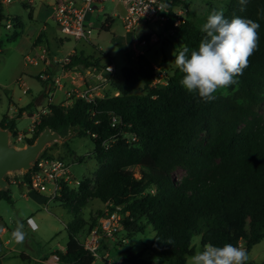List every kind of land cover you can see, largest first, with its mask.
Segmentation results:
<instances>
[{"label":"trees","instance_id":"trees-1","mask_svg":"<svg viewBox=\"0 0 264 264\" xmlns=\"http://www.w3.org/2000/svg\"><path fill=\"white\" fill-rule=\"evenodd\" d=\"M226 5L225 18L239 16L260 25L258 48L228 93L216 91V98L205 102L181 84L184 73L179 69L166 84H154L156 70L146 53L122 68L114 80L115 94L89 100L73 95L70 103L51 104L41 114L26 143L34 142L46 125L61 135L73 128L93 140L98 164L93 178H84L76 187L66 185L55 199L74 213L65 249L53 253L58 262L96 264L84 241L106 211L98 209L88 219L77 215L91 199L104 202L108 212L118 209L121 228L131 237L147 225L153 227V240L140 251H122L124 261L133 264H187L195 235L203 246H239L243 241L248 252L264 238V0L244 5L227 0ZM2 7L0 3V27L8 19ZM114 20L107 15L102 29L110 30ZM11 21L14 27L24 26L16 15ZM200 29L189 12L186 22L165 39L175 54L187 46L190 56L206 35ZM44 37L43 32L36 43L49 47ZM2 46L0 38V51ZM91 58L75 51L67 67L102 66ZM139 84L144 90L136 93ZM18 116L5 114L0 120L13 137L19 130ZM41 155H48L46 149ZM179 168L181 177L176 174ZM24 178L29 179V172ZM0 198H11L7 189H0Z\"/></svg>","mask_w":264,"mask_h":264},{"label":"rangeland","instance_id":"rangeland-1","mask_svg":"<svg viewBox=\"0 0 264 264\" xmlns=\"http://www.w3.org/2000/svg\"><path fill=\"white\" fill-rule=\"evenodd\" d=\"M226 1L188 0L194 22L202 27L213 9L223 8L224 11L226 10ZM23 2L24 0H14L3 4L2 7L3 13L9 20L16 15L24 21L25 27L7 28L5 25L8 19L4 20V25L0 27V38L3 41L0 51V120L5 114L20 115L16 118L17 127L21 133L28 134L31 131L30 127L35 126L40 117L35 122H33L34 119L37 115L41 116V114L49 111V105L68 104L72 101L71 98L76 95V91L73 90L76 85L71 83L69 79L62 77L64 87H58L56 83L52 82L53 87L51 91L47 92L46 81L43 82V79L39 78V75L44 73L42 72L44 64L41 62L30 64L25 61V54L29 53L31 56H36L40 52V49L33 46V33L35 34L45 23L44 21L35 22L31 20L29 8L25 7ZM35 3L38 5L39 0H35ZM95 6L96 10L88 19V24L91 27L89 39H76L61 32L53 19L47 20L46 30L49 38L48 46L57 57L76 51L84 54L87 59L92 57L91 60L93 61L100 60L102 66L110 60L115 63L114 76L101 83L99 81L97 93L102 96L106 93H116L114 80L116 81L121 76L122 68L127 64H134L137 57L131 50L129 39L124 36L123 23L116 15L123 8L119 0H105L95 4ZM107 15H111L115 19L108 31L102 29V24ZM27 28L28 30H26ZM151 29L156 32L159 31L160 27L154 24ZM15 30L19 33L17 36H13ZM55 38L61 39L62 45L57 46ZM174 53L173 44L165 38H161L147 47V55L164 71L163 76L159 77L160 82L158 83L160 85H163V81L168 80V77L174 75L178 70L174 61ZM104 54L109 55V58ZM163 59H165L164 63L162 62ZM76 67L81 73L86 69L84 65H77ZM96 79H88V82L98 83ZM20 80L28 86L27 92H24ZM143 90V85L139 84L135 92L140 93ZM217 91L228 93L230 90L226 87ZM19 107L25 109L24 114H19ZM73 130V134L65 141L66 144L57 141L48 144L45 149L49 156H59L68 161L73 175L79 181L86 177L93 178L98 165L93 154L95 144L88 135L80 136L77 134V130ZM33 134L34 131L32 135L24 136L19 141V146H24L27 138L32 137ZM12 143L16 144L14 139ZM16 146L18 145L16 144ZM176 174L181 177L183 170L179 168ZM6 177L9 180L6 189L11 198H0V231L5 229L1 236L3 247L0 248V264H63L55 259L56 255L53 256V253L65 248L68 239L67 224L74 219V213L65 207L63 201L50 200L45 202L43 194H32L31 189L24 186V173H8ZM10 180H15L17 183ZM77 185L79 184H74L75 187ZM24 193H27L28 196H25ZM98 209L106 211L107 205L99 199H91L86 206H82L77 215L88 219L91 215H95ZM29 220H33L37 225L35 230L29 226ZM18 221L23 223L24 231L27 233L22 243H18L12 237V232L15 230ZM154 235L155 231L151 225L145 226L143 232H139L133 237L121 228L114 238H102L95 262L96 264H103L106 260L112 264H133L124 261L122 251L130 249L136 253L149 244ZM239 246L245 248V242L241 241ZM192 247L194 254L203 249L199 235L193 236ZM248 253L250 259L247 264L264 261V238L254 244ZM144 255L146 256V254ZM193 255L187 257V264ZM51 258L52 262L49 260Z\"/></svg>","mask_w":264,"mask_h":264},{"label":"built area","instance_id":"built-area-1","mask_svg":"<svg viewBox=\"0 0 264 264\" xmlns=\"http://www.w3.org/2000/svg\"><path fill=\"white\" fill-rule=\"evenodd\" d=\"M12 1L14 0H0V3L5 4ZM103 1L105 0H56L53 4V20L61 32L76 39H89L91 27L88 24V19L96 10L95 4ZM119 2L122 4L123 9L117 12L116 15L123 23L124 36L129 39L131 50L136 57L146 54L147 47L153 42L174 35L175 29L184 24L189 18L190 6L188 0H119ZM154 24L160 27L159 31L155 32L151 29ZM167 24H170V26L169 29L165 30ZM6 27H13V22L7 20ZM39 49L40 52L37 56L26 55V62L38 64L41 60H47L50 53L49 48L42 45ZM73 52H69L62 57H54L53 62L63 65L62 71L70 77L72 83L84 82L83 89H73L76 91L77 96L88 100L99 96L97 93L99 84L114 76L115 63L110 60L104 66L85 67V71L81 73L76 66L67 67L72 60ZM153 66L156 70L154 84H158L160 82L159 77L163 76L164 71L154 62ZM40 77L42 79L49 78L45 73L40 74ZM90 78H97L98 83L89 84L88 79ZM53 81L58 87H64L61 75L55 77ZM166 83L167 80L163 81V84ZM21 84L24 92H27L29 88L26 83L22 81ZM39 117L40 115H37V119ZM34 127H30L31 131L28 134L18 131L15 137L12 136L11 142L14 139V143L19 146V141L24 136L32 135ZM25 172H29V179H24V185L36 193L43 194L45 202L61 197L66 185L74 186V184L80 183L73 175L70 163L59 156L40 155L33 166ZM10 181L17 183L15 180ZM121 227V213L119 210L115 209L111 212L106 210V214L99 219V224L86 237L84 241L86 249L97 257L102 238H114ZM55 259L58 260V257L56 256Z\"/></svg>","mask_w":264,"mask_h":264},{"label":"clouds","instance_id":"clouds-1","mask_svg":"<svg viewBox=\"0 0 264 264\" xmlns=\"http://www.w3.org/2000/svg\"><path fill=\"white\" fill-rule=\"evenodd\" d=\"M240 3L244 5L247 0H240ZM259 28V23L251 19L234 16L229 20L223 8L213 9L200 29L206 35L198 50H192L189 56L190 49L185 46L178 54L174 53L175 64L184 73L181 84L189 92L198 93L205 102L214 100L213 94L218 89L236 84L235 78L249 66V58L258 48ZM29 226L33 230L37 228L33 220H29ZM26 235L23 223L18 221L12 232L13 239L22 243ZM249 259L244 247L231 243L219 247L208 243L196 251L188 264H247Z\"/></svg>","mask_w":264,"mask_h":264},{"label":"water","instance_id":"water-1","mask_svg":"<svg viewBox=\"0 0 264 264\" xmlns=\"http://www.w3.org/2000/svg\"><path fill=\"white\" fill-rule=\"evenodd\" d=\"M73 132L71 128L66 135H61L59 131L46 125L34 142L16 146L11 142V130L0 125V189L8 187L9 180L6 177L8 173L29 170L48 144L57 141L65 142Z\"/></svg>","mask_w":264,"mask_h":264},{"label":"crops","instance_id":"crops-1","mask_svg":"<svg viewBox=\"0 0 264 264\" xmlns=\"http://www.w3.org/2000/svg\"><path fill=\"white\" fill-rule=\"evenodd\" d=\"M55 1L56 0H39L38 5L35 3V0H24V2H23L24 6L29 8V17H30L31 20H33L35 22L36 21H38V22L44 21V23H45V25L41 29L37 30V32L35 34L33 33V35H34L33 46L35 48H38L39 49V47L42 46V45L46 46L45 44L36 43V40H37L38 36L41 33H43V32H44V35H45L44 39H45L46 43L49 45V38H48L47 30H46V25H48V22H47L48 19H53V16H52L53 15V4H54ZM22 22L25 25L24 21H22ZM26 30H28V28ZM55 40H56L57 46L62 45V40L61 39L55 38ZM48 48H49V51H50L49 57L47 58V60H41L40 61L42 64H44V68L42 69V72H44L45 74H47L49 76V78L47 80H50V79L53 80L55 77L61 75L62 77L66 78V79H69L71 81L70 77H68L67 75H65L63 73V71H62V66L63 65L61 63H57V62L55 63V62H53V58L54 57H57V56H56L55 52L50 48V46ZM73 54H74V52H73ZM26 55H29V53L28 54H25V56ZM37 55H39V53H37ZM30 64H32V63H30ZM90 79H93V78H90ZM44 81H45V79H43V82ZM52 82L54 83V81H51V82L49 81V82L46 83L45 88H46L47 92L51 91V89L53 87ZM71 83H72V81H71ZM88 83L89 84H92V82H88ZM73 84L76 85L74 88H78V87L80 89H83L84 88V82H82V81H80L78 83H73ZM71 90H69V91H71ZM18 109H23L22 112H21V114H24L25 113V109L23 107H19ZM32 115H34V113H32ZM9 116H11V115H9ZM36 119H37V117L34 119L33 122H35ZM31 193L32 194H40V193H36V192H34L32 190H31ZM24 195L25 196H28L27 193H24ZM4 232H5V229H3L2 231H0V248L3 247V241L1 239V236H2V234ZM64 249H62V250H64ZM52 258L49 259V260L51 261Z\"/></svg>","mask_w":264,"mask_h":264}]
</instances>
